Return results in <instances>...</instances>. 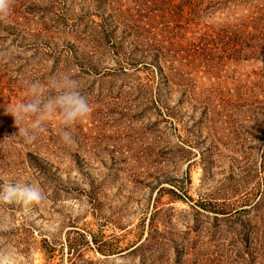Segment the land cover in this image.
<instances>
[{"label":"rangeland","instance_id":"374dc122","mask_svg":"<svg viewBox=\"0 0 264 264\" xmlns=\"http://www.w3.org/2000/svg\"><path fill=\"white\" fill-rule=\"evenodd\" d=\"M194 1L191 13L189 0H174L179 26L154 21V36L182 47V75L167 82L151 67L120 68L115 47L133 45L111 25L115 46L92 53L109 15L91 1L68 5L74 32L10 0L0 16V184L32 183L46 197L0 205V252L12 264H264V36L241 31L262 0ZM63 74L90 104L66 129L74 143L58 112L25 143L7 109L30 99L31 82L54 94Z\"/></svg>","mask_w":264,"mask_h":264},{"label":"trees","instance_id":"16d2710c","mask_svg":"<svg viewBox=\"0 0 264 264\" xmlns=\"http://www.w3.org/2000/svg\"><path fill=\"white\" fill-rule=\"evenodd\" d=\"M85 1H91L94 4V11L109 15L108 19L101 16L102 23L106 28L98 31L97 37L95 36L93 39L89 40L90 44L93 45L90 46L93 48V52L91 51L92 53H96L101 47L105 48L106 45L109 48L115 46L116 41H114V37H112L113 34L111 35L110 32H107V27L111 25L113 29L121 30L123 36H127L133 45L131 51H124V49L121 48L123 42H120L122 43L120 46L115 47L114 56L119 59L120 68H124L127 65H140L145 68L151 67L152 69L150 68L149 70L151 73H159V75H162L161 79L167 82L170 81L172 77L182 75V71L174 67V63L177 61L176 57L180 55L182 51L180 48L182 47L178 45L175 46L172 42H169V46H166L165 39H158L154 36L156 33L154 32L156 26L153 24L157 18H171L169 17L170 15L173 16V19L165 20V26H170V22H173V25L177 24V26H179V23L184 19V4H179L177 6L174 0H131L130 3H133L135 6H137L136 3H139L137 9L127 6L126 1L123 3L121 0H51V6L43 8L39 7L33 0H28L29 7L26 8V12L40 14L43 17L58 15L60 20H62V26L67 25L75 32L78 19L76 18L77 20H75L73 24L68 25V20L66 18L67 12L69 11L68 5L77 4L83 6V4L80 5V3ZM124 6L127 8H124ZM197 6L198 3L194 0H189V9L191 13H195ZM255 8V12L249 17L246 23L243 24V30L241 31H259L261 35L264 36V0ZM173 10H177V12L173 14ZM82 14L84 15L85 13ZM80 16L82 17V15ZM113 17L115 19H112ZM106 20H108V22ZM97 27L101 29L103 26L98 25ZM223 31L227 34L226 36H224L225 34L223 35L220 42H223L226 37L229 39L230 37H228V35L232 33V31L228 29H223ZM155 38L157 40H155ZM150 40L153 42H149ZM228 44L229 42H225L223 45L225 47L228 46ZM204 49L203 51H207V46H205ZM225 49L228 50L229 48L225 47ZM225 49L222 50L225 51ZM237 52H239V50H237ZM229 54L231 55V53ZM123 63L124 66H122ZM28 162L33 168L37 169V161L35 159H29Z\"/></svg>","mask_w":264,"mask_h":264},{"label":"clouds","instance_id":"9594fccd","mask_svg":"<svg viewBox=\"0 0 264 264\" xmlns=\"http://www.w3.org/2000/svg\"><path fill=\"white\" fill-rule=\"evenodd\" d=\"M9 8L10 0H0V16L6 15ZM49 87L54 90V94H46L44 87L38 82L29 83L27 92L30 99L7 109L19 128V133L15 136L22 137L25 143L33 142L38 133L45 131V121L58 112L63 125V141L67 144L74 143L72 134L66 129L89 114L90 104L70 74L54 78ZM25 120H30V124L20 127ZM45 198L42 188L32 183L14 181L0 184V205L21 204L30 207L42 203ZM0 264H12L7 251L0 252Z\"/></svg>","mask_w":264,"mask_h":264}]
</instances>
